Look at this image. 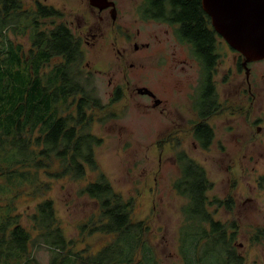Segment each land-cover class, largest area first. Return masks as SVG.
<instances>
[{
    "label": "trees",
    "instance_id": "trees-1",
    "mask_svg": "<svg viewBox=\"0 0 264 264\" xmlns=\"http://www.w3.org/2000/svg\"><path fill=\"white\" fill-rule=\"evenodd\" d=\"M162 1L144 0L141 8L150 6L141 17L148 18ZM166 7L170 21L187 26L185 39L194 38L205 50L211 46V33L217 34L205 28L199 0H166ZM57 16L52 7L38 2L34 10L24 7L22 0H0V162L11 167L24 162L35 166V195L49 188V181L37 183L39 171L48 179H81L88 167L96 170L95 148L102 141L89 130V112L102 110L103 105L76 77L78 57L66 26L40 28L41 17ZM22 17L28 20L24 27L19 25ZM7 27L16 34L27 30V51L8 38ZM54 58L59 60L51 63ZM237 68L241 69L239 62ZM200 148L208 149L206 145ZM176 161L179 175L172 188L186 200L180 207L179 264H246L236 244L237 223L216 220L210 210L212 205L230 209L231 197L210 199L212 182L205 169L183 150L176 154ZM0 171L7 179L24 177L14 169ZM79 193L98 204L97 217L81 224L80 231L111 235L109 242L94 253H88V248L73 250V241L58 225L52 199L36 203L29 215L36 232L32 239L20 224L19 214L6 205L0 210V264H37L32 250L40 246L50 251V264H160L148 242V225L131 219L132 199L114 191L103 172Z\"/></svg>",
    "mask_w": 264,
    "mask_h": 264
},
{
    "label": "rangeland",
    "instance_id": "rangeland-1",
    "mask_svg": "<svg viewBox=\"0 0 264 264\" xmlns=\"http://www.w3.org/2000/svg\"><path fill=\"white\" fill-rule=\"evenodd\" d=\"M38 1L61 10L62 20L71 26L82 23L84 18L87 25L103 28V50L100 55L91 58L85 53L84 61L88 62L92 70L110 69L109 42H114L116 47L131 46L133 39L127 37V33L131 34L136 27H140L141 36L146 37L150 29L157 32L158 28L155 24L147 27L135 22L139 17L134 9L140 0H125V9L130 4L131 10L118 13L114 24L109 15L101 19L84 11L80 0ZM34 2L35 0H22L24 7L32 8ZM60 20L55 18V23ZM48 22L49 20L43 27ZM27 23L28 20L22 17L19 25L24 27ZM16 33L8 31L7 27L8 38L20 43L22 49L27 51L30 48L27 30L21 34ZM217 52L220 63L217 66L216 83L219 88L220 83L226 81L224 90L229 103H225L220 95L221 107L211 122L215 139L208 149L183 145L184 132L171 131L166 134L163 116L156 113L158 110L145 106L148 98L136 93L132 95V83L136 79H139L137 83H145L142 74L136 78L127 76L129 83L120 101L114 104L109 102L106 108L89 112L92 114L89 130L102 140L95 148L97 169L91 170L88 167L81 179L69 176L48 179L44 171H39L37 183L49 181V188L35 195V166L24 162L11 167L0 162V170L14 169L24 175L7 179L2 174L3 171H0V210L8 205L13 212L19 214L20 224L34 239L36 232L29 215L35 212L36 203L52 199L58 225L66 238L73 241V250L88 248V253H94L113 236L80 231L81 224L97 217L98 204L80 194L79 190L103 172L114 191L126 199H132L131 219L143 220L148 225V242L153 246L158 262L179 264L181 257L178 245L183 222L180 207L186 200L172 188L173 181L179 175L173 154L185 149L205 169L212 182L208 197L232 199L230 209L210 206L214 219L236 222V244L246 264H264V119L259 123L254 122L264 114V59L249 64L250 71L246 76L245 69L238 70L236 62H233L236 51L222 38L217 41ZM57 60L59 59L54 58L51 63ZM84 61L81 63L83 67ZM123 64L122 61L119 62L120 71ZM118 76H121V72ZM110 78L109 71L107 74L95 73L102 102L109 101L111 87L107 80ZM120 83L124 84V80ZM248 84H251V89ZM153 88L160 97H166L162 81H156ZM256 91L260 93V99L256 97ZM167 94L173 96L168 88ZM251 101H254L253 104H250ZM257 125L261 127L259 130ZM32 255L37 264H50L51 253L45 246L34 247Z\"/></svg>",
    "mask_w": 264,
    "mask_h": 264
},
{
    "label": "flooded vegetation",
    "instance_id": "flooded-vegetation-1",
    "mask_svg": "<svg viewBox=\"0 0 264 264\" xmlns=\"http://www.w3.org/2000/svg\"><path fill=\"white\" fill-rule=\"evenodd\" d=\"M80 1L84 11L96 15L101 19L109 15L112 19V24L116 22L115 16L118 13L130 12L131 10L130 4L127 10L125 9L123 5L125 0H105V2L98 4H93L91 0ZM143 1L140 0L139 4L135 6L134 11L139 17V19H135V22L147 27L155 24L158 27L157 32L154 29H150L146 37H142L140 27H136L134 32L131 34L127 33L128 36L126 35L133 39L131 46L123 45L116 47L114 42H109L108 48L111 52L110 69L95 68L92 70L88 62L84 61L86 52L89 57L96 58L103 50V43L101 42V39L104 38L102 27L93 26V24L87 25L84 18H82V23L71 26L62 20L63 12L61 10L53 5L41 3L38 0H35L31 9L35 10V3L38 2L52 7L58 12L57 17H41L39 20L40 28L41 30L48 31L56 24L66 26V30L73 39V46L76 48V57H78V75L76 77L82 83L85 90L100 98L95 81V73L107 74L109 71L112 77L107 80L108 85L111 87L109 91L110 95L108 102L101 101L103 109L108 106L109 102L114 104L123 98L124 91H126L127 84L129 83V79H126L127 76H130L129 78H136V76L142 74L145 83H137L139 79H136L132 83V95L136 93L139 96L148 98L145 106L151 110H158L156 113L163 116L162 121L164 128L167 129L166 134H169L171 131H181L185 133V138L182 140L183 145L198 146L199 148L206 145L209 148L215 139V130L211 122L214 115L220 110V95L223 97L225 103H229V97L224 90L226 81L223 80L220 83L219 88H222L220 90L215 78L217 66L220 63V56L217 52V41L222 37L217 33V35L211 33V46L205 50L201 46V43L194 38L188 40L184 38L185 34L188 33V29L183 22L172 21L173 19L170 21L171 16H169L170 12L168 13L166 7V0L161 2L160 7L155 5L154 12H151L148 18L141 17L142 13L150 6L146 10H143L141 8ZM109 2L112 4L109 5ZM199 2L200 8L203 11L201 0ZM180 11L181 9L178 12ZM203 13V16H205L204 26L209 31L213 26L209 16L204 11ZM152 14L157 17H152ZM158 14L161 17H158ZM55 18L61 20L55 23ZM47 20H49L48 25L43 27V24H46ZM71 24L74 25L73 22ZM236 53L237 55L234 56L233 62L238 64L237 62L239 61L241 68L244 69L242 64L243 57L237 51ZM216 55H218L217 58ZM83 61L84 67L81 65ZM120 61L124 63L121 71L119 70ZM120 72L121 76H118ZM123 80L124 84L120 83ZM156 81H162L165 87L163 94H166V97H160L153 88ZM248 86L251 89V84H248ZM167 88L173 96L167 94ZM254 88L258 89V86ZM256 93L258 94L256 97L260 99V93L257 91ZM118 94H120L118 100L112 101ZM253 97L255 98L254 95ZM253 102L251 101L250 104H253ZM263 119L264 114L262 117L256 118L254 122L259 123ZM201 124L204 126H200ZM260 128L257 125V130ZM196 132L199 133V137ZM180 150H183L188 155L185 149ZM178 151L173 154L176 164V154Z\"/></svg>",
    "mask_w": 264,
    "mask_h": 264
},
{
    "label": "water",
    "instance_id": "water-1",
    "mask_svg": "<svg viewBox=\"0 0 264 264\" xmlns=\"http://www.w3.org/2000/svg\"><path fill=\"white\" fill-rule=\"evenodd\" d=\"M201 7L215 32L241 54L247 76V64L264 59V0H201Z\"/></svg>",
    "mask_w": 264,
    "mask_h": 264
}]
</instances>
